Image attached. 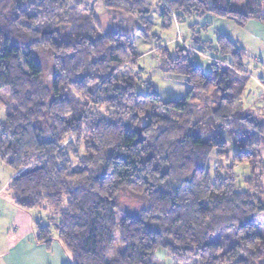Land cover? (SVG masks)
Here are the masks:
<instances>
[{
	"label": "trees",
	"instance_id": "obj_1",
	"mask_svg": "<svg viewBox=\"0 0 264 264\" xmlns=\"http://www.w3.org/2000/svg\"><path fill=\"white\" fill-rule=\"evenodd\" d=\"M101 1L137 28L105 31L85 0H0V162L15 172L13 204L42 216L35 242H59L68 264H153L159 248L173 264H264V107L246 106L261 89L245 50L221 33L202 41L195 25L192 51L157 49L162 73L190 87L175 101L119 75L174 20L264 25V0ZM208 53L204 73L192 55ZM228 142L230 163L210 170Z\"/></svg>",
	"mask_w": 264,
	"mask_h": 264
},
{
	"label": "rangeland",
	"instance_id": "obj_2",
	"mask_svg": "<svg viewBox=\"0 0 264 264\" xmlns=\"http://www.w3.org/2000/svg\"><path fill=\"white\" fill-rule=\"evenodd\" d=\"M85 1L86 3L93 6L94 14L105 31L119 30L124 34H130L131 30L133 28H137L138 26L133 18L124 16L119 12L108 11L107 9H105L104 3L101 0H96V3L94 2L95 0ZM150 1L153 5H160V0ZM206 1L210 2V0ZM231 3L232 5L239 7L243 5V0H231ZM153 18L154 24L156 25V27H158L159 21L157 13L153 15ZM206 24H208V27L203 29L202 27ZM194 25L196 26V30L199 32L200 39L202 41H209L210 43H212V45L215 43V37L217 33L224 34L233 42H237L238 46L245 50L249 58L246 66L252 74V81L256 85H258V81L262 79L260 73H262L264 70V40L256 38L258 35L255 33H251L252 26H248L251 24H248L247 26H244L243 29H241L237 28V26H235V24L230 20L216 18L209 14H205L201 17L191 16L190 18L185 19L182 23H177L174 20L168 29L160 32L159 39L157 41L150 44L145 43L144 45L138 46V48H140L138 49L139 51L141 50V48L146 50L143 55L141 54L139 56L138 66H134L132 68L133 70H129V68L127 69L126 67H124L119 75L123 76L129 74L133 78H136L135 84L137 93L144 94L148 92V86H150L152 87V92L158 94L160 99L164 102L175 101L182 98L188 93L190 89L189 85L183 78H169L168 76L164 75L158 68L159 61L155 55V51L160 47H166L170 52H173L176 46H184L191 50L190 44L193 43V32L191 31V27ZM192 58L196 64H199L201 66L204 73H207L215 57L214 54L208 53L204 54V56L195 54L192 55ZM258 87L261 90L254 88L253 96L246 101V106L251 105L250 109L257 108L256 111L260 112L264 107V101L255 103L252 101L257 93L264 91V88L260 86ZM240 105L241 104L239 102L235 103V108L238 111H241ZM261 115L264 119V112H262ZM232 150L233 146L230 144V142H228V161L224 159L222 161L213 159L209 164L210 170H214L218 166V164L223 166L228 165L230 163L229 158H231ZM261 159L264 160V153H262ZM261 168L264 170V165H262ZM254 170L257 171L258 167H256ZM14 173L15 172L12 168L0 162V206H5V212L0 219H2L3 221H8L12 216V213L9 212L10 206H8V204L11 205V202L9 200L10 193L6 188L7 183L14 176ZM233 174L237 179H241V177L243 176L250 175L251 172L247 165H243L235 167L233 170ZM258 197H260L264 202V188L258 195ZM32 214L35 217L36 221L37 219L42 218V216L37 212H32ZM254 220L257 223L260 234L264 237V214H256L254 216ZM153 264L173 263L166 251L162 248H159L155 253Z\"/></svg>",
	"mask_w": 264,
	"mask_h": 264
},
{
	"label": "crops",
	"instance_id": "obj_3",
	"mask_svg": "<svg viewBox=\"0 0 264 264\" xmlns=\"http://www.w3.org/2000/svg\"><path fill=\"white\" fill-rule=\"evenodd\" d=\"M248 24L252 26L251 33L257 34L256 38L264 40V25L256 22ZM260 76L262 81L259 80L257 86L264 88V70ZM9 200L11 202V205L8 204L9 212L12 216L8 221L0 219V264H68L69 256L59 242L53 241L49 249L35 242L33 226L36 220L32 212L16 207L10 195ZM4 212L5 206L1 205L0 218Z\"/></svg>",
	"mask_w": 264,
	"mask_h": 264
},
{
	"label": "water",
	"instance_id": "obj_4",
	"mask_svg": "<svg viewBox=\"0 0 264 264\" xmlns=\"http://www.w3.org/2000/svg\"><path fill=\"white\" fill-rule=\"evenodd\" d=\"M137 135H138V138H139V139H138V142H142L143 139L140 138V133H139V132H137Z\"/></svg>",
	"mask_w": 264,
	"mask_h": 264
}]
</instances>
